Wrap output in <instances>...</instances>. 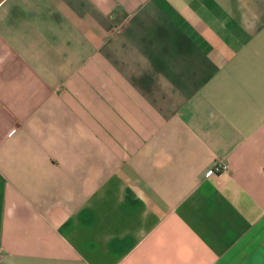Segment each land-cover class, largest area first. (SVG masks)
<instances>
[{
    "label": "crops",
    "instance_id": "0c3cea01",
    "mask_svg": "<svg viewBox=\"0 0 264 264\" xmlns=\"http://www.w3.org/2000/svg\"><path fill=\"white\" fill-rule=\"evenodd\" d=\"M0 264H264V0H0Z\"/></svg>",
    "mask_w": 264,
    "mask_h": 264
},
{
    "label": "built area",
    "instance_id": "2783aa9c",
    "mask_svg": "<svg viewBox=\"0 0 264 264\" xmlns=\"http://www.w3.org/2000/svg\"><path fill=\"white\" fill-rule=\"evenodd\" d=\"M226 169V165L223 164V163H215L212 168L208 169L206 171V174H210V173H213V172H217V171H221V170H224Z\"/></svg>",
    "mask_w": 264,
    "mask_h": 264
}]
</instances>
